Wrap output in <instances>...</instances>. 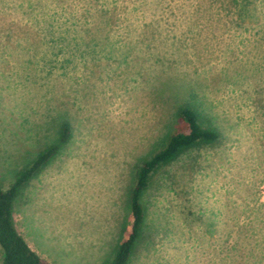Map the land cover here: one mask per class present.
Returning a JSON list of instances; mask_svg holds the SVG:
<instances>
[{
    "label": "rangeland",
    "instance_id": "obj_1",
    "mask_svg": "<svg viewBox=\"0 0 264 264\" xmlns=\"http://www.w3.org/2000/svg\"><path fill=\"white\" fill-rule=\"evenodd\" d=\"M188 104L223 140L154 170L127 264H264V0H0V185L71 132L14 204L51 264L113 260Z\"/></svg>",
    "mask_w": 264,
    "mask_h": 264
},
{
    "label": "trees",
    "instance_id": "obj_2",
    "mask_svg": "<svg viewBox=\"0 0 264 264\" xmlns=\"http://www.w3.org/2000/svg\"><path fill=\"white\" fill-rule=\"evenodd\" d=\"M203 111L196 104L180 109V115L189 124V132H179L170 137L167 145L141 165L137 182L131 193L133 221L126 237L120 244L115 257L109 264H127L145 231L147 213L142 196L149 186L154 170L170 163L184 152L208 145L216 146L223 140L219 126L210 118L203 125ZM71 132L66 123L58 143L41 150L34 162L22 170L15 182L7 189L0 185V246L1 264H51L32 248L26 237L19 231L14 214L15 199L23 186L61 149L70 139Z\"/></svg>",
    "mask_w": 264,
    "mask_h": 264
},
{
    "label": "crops",
    "instance_id": "obj_3",
    "mask_svg": "<svg viewBox=\"0 0 264 264\" xmlns=\"http://www.w3.org/2000/svg\"><path fill=\"white\" fill-rule=\"evenodd\" d=\"M33 248V247H32ZM37 251V250H36ZM38 252V251H37Z\"/></svg>",
    "mask_w": 264,
    "mask_h": 264
}]
</instances>
